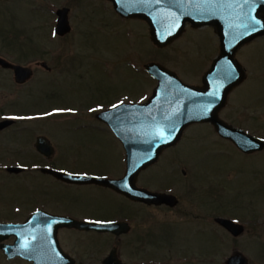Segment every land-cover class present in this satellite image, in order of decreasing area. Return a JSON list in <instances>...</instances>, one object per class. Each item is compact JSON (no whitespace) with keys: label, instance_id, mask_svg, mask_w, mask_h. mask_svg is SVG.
Wrapping results in <instances>:
<instances>
[{"label":"rangeland","instance_id":"1","mask_svg":"<svg viewBox=\"0 0 264 264\" xmlns=\"http://www.w3.org/2000/svg\"><path fill=\"white\" fill-rule=\"evenodd\" d=\"M63 6L70 8L72 30L58 36L53 28L56 10ZM217 52L218 37L210 25L189 27L167 47L157 48L145 22L121 18L106 0H0V55L33 66L35 73L32 84L20 87L10 80L12 71L0 67V120L54 105V115L50 111L43 119H18L24 121L0 132V167L28 163L21 155L35 151L34 132L50 135L54 142V134L69 126L63 122L92 119L90 112L99 105L88 108L93 103L90 98L102 101L104 96L112 100L121 95L145 101L156 86L144 69L146 62H161L185 81H194ZM263 52L261 45L248 48L244 60L254 63ZM254 78L256 86L259 77ZM244 158L211 128L198 125L140 177L142 184L171 192L178 201L213 203L218 216L245 225L244 232L234 237L214 219L206 224L190 217L186 226L176 230L179 240H173L172 228L159 231L162 250L185 245L188 264H224L234 250H240L249 264H264V169L231 170ZM189 206L194 205L184 207L190 210Z\"/></svg>","mask_w":264,"mask_h":264},{"label":"flooded vegetation","instance_id":"2","mask_svg":"<svg viewBox=\"0 0 264 264\" xmlns=\"http://www.w3.org/2000/svg\"><path fill=\"white\" fill-rule=\"evenodd\" d=\"M106 1L113 7L111 1ZM189 27L193 28L190 23L186 29ZM211 27L218 37V52L210 66L198 73L197 79L186 81L202 88L206 72L220 55V37L215 27ZM259 45L264 46V34L254 37L237 49L234 58L239 62L238 66L228 62L222 68L232 76L242 73L243 79L229 91L225 104L218 110V116L233 128L264 139V52L254 63H246L244 60L246 49ZM34 62L42 65L44 61ZM0 67L12 71L9 76L15 85L28 87L32 84L34 72L28 79L20 82L11 68ZM254 77H259L256 86L252 83ZM122 97L117 95V99L109 100L108 96H104L102 101L90 98L93 103L88 108L99 105V108L91 110L92 119L63 122L69 126L65 127L66 131L54 134V142L48 133L49 136L34 132L35 140L32 145L35 151L23 152L21 155V160L28 163L20 165L23 168L18 171L9 170V166L0 167V225H25L20 232L0 229V264H188L186 246L173 245L172 248L162 250L158 239L159 231L164 229L163 232H166L172 228L173 240L176 241L179 240L176 238V230L186 226L190 217L206 224L214 219L219 224L216 221L219 217L218 210L213 203H185L180 200L174 204L147 202L109 185L68 182L44 171V168H53L55 171L72 174L122 178L126 171L124 143L109 123L97 118V113L102 110L121 103L138 102ZM48 109L22 113L12 125L24 121L18 119L26 117L41 119L50 111L54 115V105ZM198 125L208 126L217 134L209 121L191 124L184 131L181 140L166 149L162 155L179 145L186 132ZM10 126L0 129V132ZM39 137L50 142L53 152L44 153L39 149ZM227 141L245 157L244 161L242 159L239 163L232 164L231 170L247 173L258 168L263 171L264 149L244 152L231 140ZM108 149L112 151L111 155L103 153ZM245 163L247 164L243 165ZM150 167L140 172L135 184L158 191L141 183L140 177ZM12 181L19 184L11 185ZM187 204L194 206H189L188 210V207H184ZM196 208L201 210L196 211Z\"/></svg>","mask_w":264,"mask_h":264},{"label":"water","instance_id":"3","mask_svg":"<svg viewBox=\"0 0 264 264\" xmlns=\"http://www.w3.org/2000/svg\"><path fill=\"white\" fill-rule=\"evenodd\" d=\"M110 1L121 16L147 22L151 41L158 48H164L178 39L185 32L188 22L194 28L212 25L220 37V55L206 72L203 88L184 82L175 71L159 62L150 61L145 64V69L157 80L151 96L145 102L122 103L97 114L99 119L111 125L124 143L127 168L122 179L70 174L52 168H44V171L68 182L107 184L139 200L174 204L178 202L174 194L138 188L135 182L139 173L154 164L165 149L178 143L184 130L191 124L211 122L220 136L231 139L244 152L264 149V139L233 128L218 116V110L225 104L229 91L243 79L242 73L232 76L222 68L228 62L238 66L239 62L234 58L237 49L264 34V0ZM69 12L68 7L59 8L56 12L55 31L60 36L72 29ZM0 65L13 69L20 82L33 73L31 67L15 64L2 56ZM42 65L47 66L46 62ZM12 123L11 119L0 121V129ZM37 145L44 153L53 152L50 142L43 137L38 138ZM20 169L22 167H9L11 171ZM216 221L235 237L245 230L242 223L229 218L218 217ZM24 226L3 224L0 229L20 232ZM249 262L246 254L234 250L224 264Z\"/></svg>","mask_w":264,"mask_h":264},{"label":"snow or ice","instance_id":"4","mask_svg":"<svg viewBox=\"0 0 264 264\" xmlns=\"http://www.w3.org/2000/svg\"><path fill=\"white\" fill-rule=\"evenodd\" d=\"M115 107V106H114Z\"/></svg>","mask_w":264,"mask_h":264}]
</instances>
